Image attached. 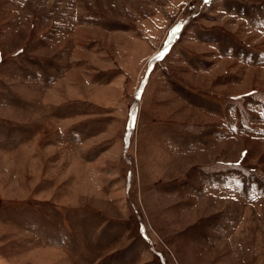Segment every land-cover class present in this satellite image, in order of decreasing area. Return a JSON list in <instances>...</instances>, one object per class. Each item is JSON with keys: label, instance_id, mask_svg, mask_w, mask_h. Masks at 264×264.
<instances>
[{"label": "rangeland", "instance_id": "obj_1", "mask_svg": "<svg viewBox=\"0 0 264 264\" xmlns=\"http://www.w3.org/2000/svg\"><path fill=\"white\" fill-rule=\"evenodd\" d=\"M0 264H264V0H0Z\"/></svg>", "mask_w": 264, "mask_h": 264}]
</instances>
